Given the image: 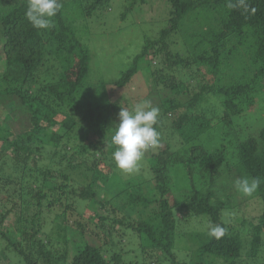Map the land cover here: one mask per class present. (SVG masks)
Listing matches in <instances>:
<instances>
[{
	"label": "trees",
	"instance_id": "obj_1",
	"mask_svg": "<svg viewBox=\"0 0 264 264\" xmlns=\"http://www.w3.org/2000/svg\"><path fill=\"white\" fill-rule=\"evenodd\" d=\"M60 2L63 7L53 18V26L37 30L25 18L27 0H0V108L4 110L0 112V207L6 210L0 213V239L27 264L124 261L125 256L120 253L109 260L102 246L83 240V230L81 239L73 242L68 233H61L59 224L58 236L53 241L44 235L43 213L48 210L46 206L54 207L61 196L60 186L47 187L54 180V169L49 163L68 166L62 172L67 182L79 170L87 181L68 193L67 208L56 213L62 222L68 223V208L77 209L79 202H96L98 183L112 180L115 174L122 178L112 158L115 146L110 145L109 135L118 123L117 112L122 107L130 110L135 105L128 102L139 98L134 95L130 101H119L114 97L145 66L151 86L146 87L143 97L160 109L157 130L177 132L181 145L188 147L175 150L167 143L165 148L158 147L145 154L146 158H155L150 169L153 188L160 196L150 197L140 189L130 192L132 205L142 204L137 219L112 217L121 208L112 205L103 208L104 216L93 212L96 220L101 221L103 228V222L108 223L111 235L115 225L139 234L143 247L156 251L157 262L264 264V258L259 259L264 246V210L256 222H250L254 232L245 242L223 219V213L230 208L228 194L219 198L214 189L227 174H238V178L260 177L264 181V126L255 134L243 132L240 123L236 131L233 128L235 118L252 109L257 96L264 94V0H244L246 9L239 6L238 0H167L168 13L160 19L156 15L157 0ZM229 2L237 7L229 8ZM115 3L121 7V19L146 8L162 26L145 37L140 50L127 65L121 66L124 68L118 77L105 78L110 71L105 64L106 68L96 71L99 78L95 79L87 41L100 31L93 30L92 24L105 19ZM179 36L185 51L174 55L171 44ZM230 56H234V62L229 60ZM186 71L188 79L181 75ZM214 95L219 96L220 113L208 106ZM218 123L225 126L226 139L221 147L211 149L196 142ZM90 135L92 138L88 139ZM43 157L48 163L43 162ZM232 158L235 163L230 161ZM31 162L36 172L26 169ZM180 167L188 185L177 190L182 181L177 179L174 169ZM9 170L13 171L8 179H17L10 192H4L7 185L4 172ZM37 171L45 177L44 186L38 185L41 176ZM23 183H28L25 191ZM119 186L114 188V198L120 196ZM2 193H7V197ZM255 195L264 205V182ZM32 207L36 209L29 210ZM13 211L16 213L13 232L20 234L16 240L10 237L9 228ZM199 219L222 224L225 234L216 239L209 237L207 230L193 233L198 247L190 256L186 254L189 259L179 261L175 253L178 226L192 225ZM61 243L62 252L56 248ZM244 257L247 261L243 262Z\"/></svg>",
	"mask_w": 264,
	"mask_h": 264
},
{
	"label": "rangeland",
	"instance_id": "obj_2",
	"mask_svg": "<svg viewBox=\"0 0 264 264\" xmlns=\"http://www.w3.org/2000/svg\"><path fill=\"white\" fill-rule=\"evenodd\" d=\"M168 6L169 5L167 4V0H157L156 15L159 19L160 16L165 17L167 15L169 10ZM113 7V11L110 14H107L105 19L101 20L98 23L92 24L93 30L99 29L100 31H96V34L89 36V39L87 41L92 51L91 66L93 65V76L95 79L99 78V74L97 72L100 71V68H106L105 64L110 70L108 74L106 73L107 77L105 76V78L111 80V78L118 77L120 75V70L124 68L121 66L127 65L131 59V56H133L140 50L141 45L146 39L145 37L147 35H152L153 33H156L162 26L157 23V19H152L154 13L150 12L149 9L146 11V8H141L142 10L132 11V14H129V17L124 20L120 17L121 7L116 3L113 5ZM89 23H92V21H90ZM86 35L87 34H85V36ZM174 38L175 41L171 44L172 54L176 55L177 53L184 52L185 50L182 44L183 41L181 37L179 36ZM229 60L231 62H234V56H230ZM94 61L96 63L93 64ZM145 68L146 67L144 66L143 70L136 74L128 85L123 88H120L119 94L116 92L114 99L119 101H123L126 99V101H130V98L136 95L138 96L136 97V99H139L137 101L131 100V102L128 103L135 105L138 103V101H145V98L143 96L146 92V87L148 85L151 86V83H148L149 74L147 73ZM188 74L189 73L187 71L184 72V74L183 72L181 73L182 77L185 79H188ZM216 74L218 75L220 74V72H217ZM257 97L258 99L256 105L252 109H249L248 111L244 112L241 116L235 118V126L233 127L234 131L238 129L237 125L239 123L241 127L240 129L245 133L252 132L255 134L258 128L264 126V94L261 93ZM158 101L159 100H157L156 102ZM154 105H156V103H154ZM208 106L210 107V109H214V111H216L217 113H220L222 111L221 102L219 100V96L217 95L212 96V99L208 103ZM1 111L4 112L3 108H0V112ZM119 112H117V114H119ZM112 131L110 132V137ZM224 132V124L218 123L212 128H210L206 133H204L201 136V140H198L196 142L203 143L208 148L217 149L221 147L222 143H224V140L226 139ZM160 133L161 145L159 146V148H165L167 146V143H171L173 145L172 148H174L175 150H183L184 148L188 147V145H181L182 139L177 132H163L162 130ZM90 138H92V135L88 137V139ZM9 150L10 149H8L7 151ZM1 151H3V153L6 151V145ZM228 156L231 158L230 151H228ZM234 160V158L230 159L231 162L235 163ZM43 162L48 163L46 158L44 157ZM49 164H52V169H54V180H50L52 181L50 183V185L52 186H46H60L61 189H59L58 192H60L59 195L61 196L59 197L60 201H56V205L54 207L49 208L48 206H46V209L48 210L43 213V216L46 219V233L44 235H47L54 241L53 238L58 236L57 228L60 224L62 226L61 233H68L67 237H69L70 235V239L73 242L81 239L80 231L83 230V240L90 241L102 246L106 257L109 260H111L116 254L120 253L122 254V256H125V258H123L124 261L121 264H125L126 262L127 264H167V262L161 263L156 261V251L153 252L148 248H144L142 244V239L140 238L139 234L137 235L136 233H132L130 232V230L125 231L123 227L119 228L118 225H115L116 230H114V233L111 235V227L109 226V224H105L106 222H103V228L101 226V221L96 220V216H94L93 213L97 212L99 215L104 216L106 215L104 209L112 208V205H115V207L121 208L120 210L115 212L114 215H111L112 217L115 216L116 218H123L127 216L128 218L133 217L132 220L137 219V216L141 210L139 206L142 204L133 206L131 201L129 200V193L136 191V189H140L141 193L146 194L150 197L160 196V194L157 193L156 190H154L153 188V171L152 169H150V167L155 164L154 157L150 156L147 158L144 157L142 159L141 170L139 173L128 175L119 171V173H122L121 179L118 174H115V177L112 178V180L111 178L110 180H107L109 183H107V181L98 183V185L95 186V192L98 195V200L96 199V202L94 200H90L88 202L83 203L77 202V209H73L69 206L70 208H68L67 211L69 213V216L67 217V219L69 218L68 223L62 222L59 217L56 216V213L62 212L65 208H67L68 204L66 202V198L68 196V193L71 192L74 187L78 189L81 185H85L87 181L83 180V175L80 174L81 171L79 170L74 174L72 173V178L67 182L64 179L62 172L64 171V168H68V166L61 165L60 167V165H58L57 163ZM42 168L43 167L41 166V169ZM180 168L174 169L175 176L178 180L182 181L180 187H176L177 190L188 185L185 183V171L182 169V167ZM26 169L29 172H36L34 169L33 162L28 164L26 166ZM12 171L13 170L4 172V178L5 180L7 179L6 181L4 180V183L7 184L5 186L4 192H10L12 183H14L15 179H17V177L8 179V175ZM37 173L39 172L37 171ZM39 174L41 176V179H39L40 181L38 185L44 186L43 181H45V177H43V174ZM237 175L227 174L223 176L215 184L214 189L217 191V195L219 196V198L224 197L226 196V194H228L230 208L223 213V219L226 220V222L231 226V230L233 232L240 233L244 241L248 242L254 232V225L250 224V222H256L258 220V217L264 210V205L255 194L253 195V197H243L235 190L234 181L238 178ZM125 179L126 181H124ZM118 181H120L119 185L121 186L116 184ZM21 185L23 188H25L23 190L25 191L28 183H23ZM116 186H119L121 191L119 192L120 196L114 198L116 192L114 188ZM50 189L51 191L55 190L54 188ZM127 189L129 190V192H127ZM2 196L7 197V193H2ZM51 198L53 199L52 195ZM75 199L77 200V197H75L73 200L75 201ZM97 201H101L102 204H99ZM8 207H10L9 203ZM34 208L32 207L29 210L32 209L33 211ZM4 211L6 210L0 207V213ZM177 215H180L178 211ZM15 217L16 213L15 211H13L9 217L11 223V226H9L11 231L10 237H13L12 240L20 238L19 233L13 232V221L16 219ZM208 225L209 222L207 220H201L194 221L192 225L183 224L181 226H178L179 238L177 239L175 253L179 261L189 259L190 257H185L186 254L190 256V253H193L198 247V245L192 239V234L207 230ZM123 231L127 232V236H125ZM62 244L63 243L58 244V246L56 247L59 248V251L61 252L62 248L64 247V245ZM246 249L247 248H245V250ZM132 255L140 256V258H133ZM263 258L264 246L260 250V261L263 260ZM242 261H247V259L245 258ZM111 262H113V264L116 263V261L114 262V259ZM0 264L27 263H25L22 256L18 252L10 249L7 246V243L4 239H0Z\"/></svg>",
	"mask_w": 264,
	"mask_h": 264
},
{
	"label": "clouds",
	"instance_id": "obj_3",
	"mask_svg": "<svg viewBox=\"0 0 264 264\" xmlns=\"http://www.w3.org/2000/svg\"><path fill=\"white\" fill-rule=\"evenodd\" d=\"M238 4L247 8L244 0H238ZM62 7L60 0H27L25 18L33 28L47 30L53 26V18ZM228 7L235 8L237 4L229 2ZM159 115V107L153 106L151 100L139 102L131 110L121 108L110 138V145L115 146L112 158L121 172L128 175L139 173L145 154L161 145V133L156 128ZM262 182L260 177L241 176L234 181V188L243 197H253ZM225 231L220 223L207 226V235L216 239Z\"/></svg>",
	"mask_w": 264,
	"mask_h": 264
}]
</instances>
